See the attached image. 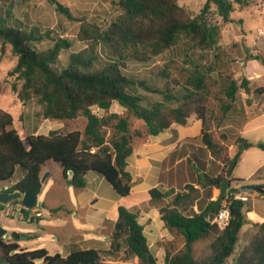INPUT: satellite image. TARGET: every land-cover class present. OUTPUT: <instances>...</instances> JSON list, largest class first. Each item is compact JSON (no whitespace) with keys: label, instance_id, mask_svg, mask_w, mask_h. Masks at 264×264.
I'll list each match as a JSON object with an SVG mask.
<instances>
[{"label":"trees","instance_id":"obj_1","mask_svg":"<svg viewBox=\"0 0 264 264\" xmlns=\"http://www.w3.org/2000/svg\"><path fill=\"white\" fill-rule=\"evenodd\" d=\"M253 0H205L200 13L195 17L187 15L178 0H112L120 10V16L103 31L84 30L86 39L93 38L99 42L112 58L98 68H93L96 59L94 55L81 53L72 54L70 65L60 71L53 68L62 49L67 48L66 41L60 40L46 51H37L31 44L42 40L43 36L27 33L8 24L10 11L2 15L0 11V42L2 52L6 46L12 47L18 57L13 70L24 80L19 98L25 105L36 97L43 108L45 119L72 120L78 116L86 118L85 139L77 130L61 132L54 130L48 134H32L22 137L18 130L12 128V115L0 108V182H10L18 167L24 170V176L8 191L41 193L42 168L48 161L56 162L67 178L72 173L73 185L86 187L85 176L91 172L97 173L112 186L121 197L130 195L133 188V176L128 170V159L134 150V137L129 133L126 119L117 114H111L110 119H117L115 129L118 136L105 145L101 129L107 124L92 112L96 107L109 111L112 104L131 111L134 116L145 122L147 131L137 135L145 140L157 136L169 129L173 123L186 125L189 116L183 108L171 111L173 120L159 107L147 108L142 105V98L133 91L141 86L147 92L160 93L172 100L176 97L170 90L151 89L145 82H137L127 77L120 65L129 60L148 62L165 50L171 49L182 35L191 39L197 45L210 48L218 42V27L210 24L206 17L212 6L224 23L232 22L231 13L234 4L248 6ZM56 6L58 12L72 19L68 8L57 0H49ZM114 59V60H113ZM203 80L197 78L192 85L200 89ZM249 81L243 80L239 85L236 80H230L225 94L234 101L239 88L248 90ZM199 92V91H198ZM231 104L225 105L229 110ZM204 107L196 110L198 120L203 121ZM226 133H234L229 127ZM228 136V135H227ZM226 138V137H224ZM230 141V137H228ZM202 146L197 147L194 157H213L222 164L219 174L203 173L198 186L220 190V196H214L208 204L200 209V213L191 216L187 207L198 204L201 196L193 184H187V193H176L174 189L163 192L154 187L149 190L150 201L158 204L161 220L165 228L173 235L179 233L184 237V246L176 256L165 259V264H225L234 254L241 238L242 228L250 223L255 231H246L248 245L234 258L233 264H264V219L253 216L247 219L244 202L234 201L229 206V224L220 229L216 223L209 222L211 215L217 214L224 201V193L231 190L230 185H240L243 180L231 178L242 153L253 146L249 140L238 136L236 151L232 157H224V143L213 136L212 131L201 133ZM264 149V144H258ZM237 190V189H234ZM257 190L264 195V185H257ZM3 205L0 204V211ZM145 226L139 221V214L123 206L118 207V216L111 235L109 249L75 248L67 256L59 253L50 254L44 247L34 250L22 248L19 245L20 235L16 234L12 241L5 236L0 238L1 264H102L105 258H115L124 245L125 250L137 257L143 264H157L147 236ZM216 231L211 245V253L202 260L194 257V244Z\"/></svg>","mask_w":264,"mask_h":264},{"label":"rangeland","instance_id":"obj_2","mask_svg":"<svg viewBox=\"0 0 264 264\" xmlns=\"http://www.w3.org/2000/svg\"><path fill=\"white\" fill-rule=\"evenodd\" d=\"M57 1L69 9L72 19L58 12L56 6L49 0H0V11L3 16L10 11L9 25L27 33L32 32L36 36H43L42 40L31 44L37 51H46L60 40L67 42V48L61 50L53 65L57 71L67 68L71 55L76 53L94 55L96 59H93L95 62L93 68L111 61L108 51L99 42L93 38L86 39L82 33L84 30L92 32L107 29L120 16L121 10L112 0ZM204 2L205 0H178V4L190 17L200 13ZM206 19L218 27V42L215 46L204 48L182 35L171 49L165 50L150 61L129 60L120 65V68L127 77L137 82H145L151 89L170 90L175 99L169 100L163 94L147 92L141 86L133 92L142 98L144 107L161 108L164 113L170 114L171 121L173 116L170 112L176 108H183L189 116V123L186 125L173 123V126L190 128L198 122L193 130L185 129L182 132L195 134L196 131L198 134L201 128L199 123L202 122V129L204 126L205 130L212 131L213 136L224 143V157L234 155L238 136L249 140L253 146L242 153L241 160L233 171L236 178L247 181V176L256 170L259 164L264 165V149L257 146L264 144V0H253L248 6L234 4L232 22L229 23H224L216 14L215 6H212ZM1 48L0 42V108L12 115L14 119L12 128L18 130L23 138L32 134L46 135L54 130L61 132L77 130L85 139L87 123L85 117L78 116L66 121L45 119L43 108L36 97L30 98L25 105L21 102L19 92L22 90L24 80L19 74L13 73L18 57L10 45L6 46L4 52ZM197 78L203 80L199 92H196L197 89L191 82ZM244 79L249 81L248 90L239 88L234 101H230L225 94L226 86L230 80H236L242 85ZM229 103L231 108L225 110V105ZM201 107H204L203 121L198 120L195 113ZM92 112L107 121L101 132L108 147L118 136L115 129L117 119H110L111 114H117L127 120L129 133L134 137V146L148 139L143 140L137 135L146 133L145 122L137 119L131 111L117 103L112 104L109 111L93 107ZM229 127L235 129L234 133H226L225 129ZM199 139L198 137L196 141L199 142ZM187 140L192 141L193 138ZM43 168L46 172H52L38 196V210L43 216L39 220H19L17 213L13 217H6L0 212V228L6 231L5 239L12 241V235L19 234V245L22 248L34 250L45 247L50 250V254H55L51 245L63 244L64 250L58 252L63 256H67L75 248L109 249L115 223L110 221L108 214L112 213L114 204L120 202L125 206L131 202L136 204L144 202L142 197L135 200V196L131 198L119 196L106 179L97 173L91 172L102 180L101 184L98 183L99 180L88 179L89 185L86 188H78L69 183L72 177L66 178L56 162L48 161ZM262 173L264 169L260 174ZM23 176L24 170L18 167L10 182H0V192L6 187L11 188ZM260 180L264 182V177ZM153 181L149 179L148 184H153ZM232 184L237 186V190L234 191H239L240 185ZM186 185L180 186L178 190L174 189L175 192L187 193ZM193 185L198 189L203 204L222 194L220 190L217 192L213 189L207 192L202 191V187ZM229 192L231 191L227 189L224 199ZM253 195H256L255 199ZM247 196L244 211L246 207H251L264 217V197L261 198L263 195L250 190ZM43 204L46 207H42ZM145 205L144 203L142 207ZM56 207H60L61 212L48 216ZM187 208V213L191 216L199 213L196 204ZM131 211L134 212L136 209L133 208ZM88 215L91 217L85 222ZM246 216L250 220L249 212H246ZM161 223L160 218L153 217V224L149 223L147 228L148 244L157 259V264H165L167 256L178 255L184 246V237L179 233L173 235L170 233L168 238H161ZM246 230L255 231L250 223L242 228L234 254L225 264H233L234 258L247 247V238L243 237ZM154 235H157L158 239H152ZM57 236L60 237V241ZM215 236L216 231L211 230L208 237L194 244L195 259L202 260L211 253ZM102 264L143 263L130 255L122 245L117 257L105 258Z\"/></svg>","mask_w":264,"mask_h":264},{"label":"crops","instance_id":"obj_3","mask_svg":"<svg viewBox=\"0 0 264 264\" xmlns=\"http://www.w3.org/2000/svg\"><path fill=\"white\" fill-rule=\"evenodd\" d=\"M198 123V122H196ZM195 123V124H196ZM195 124L190 128H185L183 126H171L169 129L165 130L164 132L160 133L157 136H151L146 141L137 143L134 146V150L131 156L128 159L129 166L128 170L132 173L134 186L131 190L130 195L125 198H131L135 196V200L141 197L144 199V202L141 204H136V202H131L123 207L127 208L131 211V209H136V213L139 214V220H142L141 223L145 226V234L147 236V228L149 223L153 224V217L160 218V208L157 203H152L150 201L149 190L158 187L163 192L175 189L178 190L180 186H185L186 184H195L200 182V177L203 173H207L209 175H217L220 173L222 164L215 160L213 157L209 156L206 157V154L203 153V156L194 157L193 153L196 151L197 147L202 146L201 141V133H202V125L203 123L200 122L201 128L198 134H184L182 133L183 130H193L192 128ZM194 135V136H192ZM193 138L192 141H188V138ZM199 142H197V138ZM241 160V159H240ZM240 162V161H239ZM134 169V171L132 170ZM253 172H251L247 176V181H244L240 184H256V185H263V180H260L264 177V173L260 174L261 171L264 169L263 164H259L257 168H255ZM46 173V170L42 168V175ZM52 175V172H51ZM72 177V173L68 172L67 178ZM231 178H236L233 173ZM88 179L96 181L99 180L98 183L101 184L102 180L98 179L97 176L92 175L89 173L85 176L86 180V187L89 185ZM152 179L153 184L149 185L148 180ZM47 181V180H46ZM85 187V188H86ZM201 187V186H198ZM230 191H234L237 189V186L234 184L230 185ZM202 191L210 192L208 188H202ZM96 195V194H94ZM39 196V195H38ZM256 195H253L255 199ZM261 196V198H263ZM124 198V199H125ZM200 202V203H199ZM198 204H196V209L200 213V209L205 207L207 204H203L201 198ZM146 204L142 207L143 204ZM122 206L120 202H116L114 204V209L112 213H109L108 216L110 217V221L116 222L118 216V207ZM141 206V207H140ZM44 207H46L44 205ZM248 212L251 214L250 220L253 216H258L262 219L260 214L256 213L253 208L246 207ZM53 213L49 214H58L61 212L60 207L53 208ZM43 214V213H42ZM90 215L87 216L88 220H84L85 222L89 221ZM39 220V219H37ZM108 220V217L106 218ZM161 238H168L170 236V232L165 228L164 222L161 220ZM103 222L101 221L100 224ZM247 231V230H246ZM245 231V232H246ZM244 233V232H243ZM58 237V236H57ZM158 239L157 235L152 236V239ZM148 242L149 237L147 236ZM60 241V237H58ZM45 248V247H44ZM51 248L53 252L56 254L60 251L64 250L63 244H52ZM47 249V248H46ZM48 250V249H47ZM50 253V250H48ZM62 255V254H61Z\"/></svg>","mask_w":264,"mask_h":264},{"label":"built area","instance_id":"obj_4","mask_svg":"<svg viewBox=\"0 0 264 264\" xmlns=\"http://www.w3.org/2000/svg\"><path fill=\"white\" fill-rule=\"evenodd\" d=\"M9 188L6 187L5 190ZM247 192L242 191H231L229 192L222 204L220 211L216 214L214 223L218 225L220 229H224L230 221L229 206L234 201L247 202ZM18 207V208H17ZM19 209V210H18ZM3 212L6 217H13L16 213L18 214L19 220H35L43 216L42 212L38 210V207L32 210L26 209L20 202H11L7 205H3Z\"/></svg>","mask_w":264,"mask_h":264},{"label":"water","instance_id":"obj_5","mask_svg":"<svg viewBox=\"0 0 264 264\" xmlns=\"http://www.w3.org/2000/svg\"><path fill=\"white\" fill-rule=\"evenodd\" d=\"M51 172L47 171L41 177V183L44 185L46 180L50 177ZM70 184L73 183V180L69 181ZM239 190L242 192H248L250 190L258 191L257 185L253 184H242L239 187ZM11 202H20L26 209L32 210L38 207V194L32 192H22L20 190H3L0 192V204L7 205ZM44 207V204L42 205ZM215 214L211 215L209 222L214 223ZM6 231L0 228V238L4 237ZM16 234L12 235L14 238Z\"/></svg>","mask_w":264,"mask_h":264}]
</instances>
